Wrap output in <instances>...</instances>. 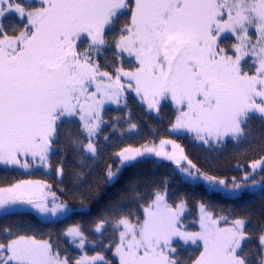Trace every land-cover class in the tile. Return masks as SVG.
Instances as JSON below:
<instances>
[{
    "label": "snow or ice",
    "instance_id": "1",
    "mask_svg": "<svg viewBox=\"0 0 264 264\" xmlns=\"http://www.w3.org/2000/svg\"><path fill=\"white\" fill-rule=\"evenodd\" d=\"M130 99L170 108L203 164L173 139L126 143ZM229 143L260 148L240 177L215 167ZM159 161L226 206L196 200L192 230L188 194L133 173L92 215ZM38 168L58 191L25 178ZM0 173V264H264V0H0ZM73 217L88 230L41 229Z\"/></svg>",
    "mask_w": 264,
    "mask_h": 264
},
{
    "label": "trees",
    "instance_id": "2",
    "mask_svg": "<svg viewBox=\"0 0 264 264\" xmlns=\"http://www.w3.org/2000/svg\"><path fill=\"white\" fill-rule=\"evenodd\" d=\"M129 109L131 110L132 119L137 122L140 126V133L138 135L134 134L133 138L126 141V143H133L135 145H139L144 143L148 140L155 139L159 141V139L167 138L173 139L177 143H179L182 147H184L186 153L197 163L203 164V157L205 153L196 147L191 139L184 134L174 135L171 134L168 130V125L170 119H172V110L170 108L164 109L163 113L157 117L155 114H150L144 111L139 105L134 103L131 99L129 100ZM116 111L113 110L109 112L106 116L107 119L111 120L115 115ZM257 130L258 129H255ZM260 148L253 147L252 149H240L237 151L236 147L229 143L226 148L221 150L215 159V167L221 174H225L228 176H237L240 177L243 173L244 168L247 167V164L250 162L251 159H255L259 157ZM55 159V158H54ZM237 165H240L237 168ZM133 173L144 174L148 173L158 180L164 177H167L170 182V191L171 193H186L189 196V212L187 214L188 220H195L197 215V209L195 207V201L201 198L205 200L211 199L216 201L221 206H226V202L219 196L212 195L206 192L203 185H191L185 183L181 177L179 176L178 172L175 171L174 166L159 161L155 165L152 163H146L139 169H130L125 173V176L121 179V181L116 184L114 187L108 188L106 191L101 193V196L98 200L92 203V215L95 216L97 211L104 205V203L112 196H114L116 190L118 188L123 187L124 181L129 178ZM2 173H0V179H2ZM11 178V177H10ZM19 178V177H16ZM25 178H32L37 180H46L47 182L53 185V189L58 191L57 186V178L55 172L46 171L43 168L34 169L31 176H27ZM65 184H68V181H65ZM59 194V192H58ZM33 223H39L38 218L34 215L31 217ZM90 218L81 219V217H73L65 222L55 223V224H41V229L43 231L52 230L55 232H59L63 228L72 223L80 220L87 231L89 228L87 220ZM66 243V241H65ZM69 249L74 252L78 253V250L72 248L68 245ZM93 249L89 248V253H93ZM193 253H195V249H192ZM109 257L111 253H106ZM187 256V253H185Z\"/></svg>",
    "mask_w": 264,
    "mask_h": 264
},
{
    "label": "rangeland",
    "instance_id": "3",
    "mask_svg": "<svg viewBox=\"0 0 264 264\" xmlns=\"http://www.w3.org/2000/svg\"><path fill=\"white\" fill-rule=\"evenodd\" d=\"M150 114H154V113H150ZM171 134H174V135H178L177 133H172V132H170ZM158 142V141H157ZM168 148H169V150H170V147L171 146H167ZM154 159V158H153ZM163 162H166V163H169V162H167V161H163ZM169 164H171V163H169ZM172 165V164H171ZM179 174V173H178ZM243 175V173L241 174V176ZM179 176H180V174H179ZM181 177V176H180ZM181 179L183 180V178L181 177ZM197 216V215H196ZM189 221V227L192 229V230H195V228H196V225L194 224V223H192V221H194V220H188Z\"/></svg>",
    "mask_w": 264,
    "mask_h": 264
}]
</instances>
